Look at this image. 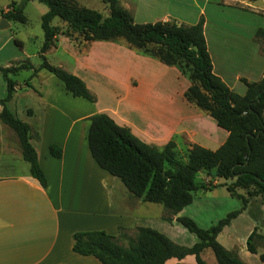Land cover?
Returning <instances> with one entry per match:
<instances>
[{"label": "crops", "instance_id": "1", "mask_svg": "<svg viewBox=\"0 0 264 264\" xmlns=\"http://www.w3.org/2000/svg\"><path fill=\"white\" fill-rule=\"evenodd\" d=\"M10 2L1 9H7ZM207 9L215 16L209 18ZM261 10L264 0H203L199 8L212 70L240 94L246 88L242 77L255 80L264 72L262 45L254 39L256 28L264 26ZM8 21L10 26L12 20ZM179 22H184L182 17ZM208 23L212 27L209 34ZM10 37L9 33H0V41L4 39L0 48ZM49 52H58L57 65L80 76L90 90L97 77L110 79L108 91L116 97V103L100 105L96 93L95 101L73 96L54 74L38 69L29 79L31 85L23 82L24 102L16 109L15 105L10 106L20 88L16 83L7 105L16 115L21 112L23 117L18 116L32 127L30 141L46 176V185H40L31 175L15 132L0 120V264H103L94 255L71 249L72 234L81 229L100 228L115 233L122 225L133 234L136 226L145 225L172 239L175 216L180 215L184 206L172 220H166L162 217V203L132 195L117 176L101 167L88 146V116L104 111L148 143L161 146L172 139L183 159L192 144L215 149L228 131L185 98L184 91L190 84L187 72L136 51L123 38L88 41L59 32L45 53ZM23 69L32 72V68ZM132 77L136 80L134 85ZM125 112H132L134 117ZM50 143L61 146L60 156L50 152ZM197 176L196 180L204 182L211 177L212 183L225 180L202 169ZM261 207L264 209V202ZM249 223L252 229L255 224ZM223 228L217 237L226 246L219 239ZM187 260L193 264L194 255L172 256L164 264H186Z\"/></svg>", "mask_w": 264, "mask_h": 264}, {"label": "trees", "instance_id": "2", "mask_svg": "<svg viewBox=\"0 0 264 264\" xmlns=\"http://www.w3.org/2000/svg\"><path fill=\"white\" fill-rule=\"evenodd\" d=\"M27 1H11L7 9H1V15L7 20L25 22ZM38 1L47 5L40 17L43 40L38 55L41 61L34 66L25 57L0 65L5 82V94L0 96V120L15 132L21 154L40 185H46V176L30 141L32 127L8 107L7 101L12 98L17 83L13 76L23 68H32L25 79L28 85H31L30 77L43 68L59 78L73 96L96 100V94L80 76L49 62L45 55L59 32L68 35L75 32L88 41L123 38L130 47L141 49L163 63L177 65L190 78L184 91L185 98L205 110L228 131L225 140L215 149L192 144L183 159L172 139L161 146L148 143L129 126L117 123L104 111H96L88 116L86 135L96 162L117 176L132 195L162 203V217L166 220H172L174 214L190 203L198 188L222 184L230 195L241 201L240 208L227 212L207 227L198 225L190 216H175L196 235V240L189 245L178 243L151 226L138 225L130 234L127 227L120 225L115 233L100 228L75 230L71 249L94 255L103 264H164L169 257L182 258L186 254L194 255L195 264H208L201 252L209 247L217 264H247L236 249L224 246L217 234L242 210L264 228V209L261 207L264 202V72L255 80L242 77L246 86L242 94L230 88L212 70L202 16L193 23L163 19L138 22L119 0H106L109 12L105 15L76 0ZM55 16L65 22V29L52 23ZM254 39L262 42L264 55V26L256 28ZM14 41L21 45L16 37ZM35 136H38L37 131ZM49 150L55 156L62 152L56 143H50ZM201 169L225 180L217 183L198 181L195 176ZM257 227L255 224L246 237L247 250L255 253V239L264 243V233H259ZM259 258L264 261V252L259 253Z\"/></svg>", "mask_w": 264, "mask_h": 264}, {"label": "rangeland", "instance_id": "3", "mask_svg": "<svg viewBox=\"0 0 264 264\" xmlns=\"http://www.w3.org/2000/svg\"><path fill=\"white\" fill-rule=\"evenodd\" d=\"M76 1L79 4L98 9L104 15L109 12L106 0ZM8 2H10V0H0V11L1 7L5 6ZM119 2L122 6L126 7L131 12L133 19L138 22H141L144 19L153 20L158 17L165 18L167 16L166 19L175 20L178 23L179 18L181 19L182 17V19L184 20L183 23H189L193 20H196L197 17H203V15L199 13V8L203 3V0H119ZM46 9L47 5L45 3L38 0H28L24 6V12L26 14L27 20L25 22L12 20V24L10 26L0 28V33L11 34L10 40L5 41V44H3V46L0 48V57H6L0 59V65L9 64L10 62L20 60L25 57H28L29 60L34 64V66L39 65L41 58L38 55V51L43 40V30L41 27L40 14ZM206 11L209 18L215 16L214 13H209L208 9ZM260 15H264V10H261ZM52 23L59 25L61 29H65L67 27L65 22L60 20L57 16L53 17ZM211 29L212 27L210 23H208L206 28L208 34L210 33ZM63 34L74 39H82V37L75 32H71V34L69 35L66 33ZM3 35L4 34H2V36ZM227 36V38L230 37L229 35ZM14 37L21 41V45H18L14 41ZM3 40L4 39H1L0 44H2ZM134 49L140 53L148 54L141 49ZM256 50L257 48L255 46V51ZM45 55L49 62L57 65L56 62L58 60V52H49L45 53ZM41 70L44 73H49L43 68H41ZM29 73L30 69H21L13 76L16 79L17 83L20 85V88L17 89L18 94L10 104L12 108L15 105L16 109H18L24 102V97L21 96L22 91L25 89V84L23 82L25 81V79H27ZM110 81L111 80L107 77H97L96 79H94L92 90L97 94L100 105L112 106L116 103V97H114L112 93L108 91V89H110ZM131 84H136V80L134 77L131 78ZM4 94L5 82L0 74V95L3 96ZM18 115L23 117V114L19 111ZM125 115L134 117V114L132 112H125ZM198 177L199 176H197L196 179L199 180ZM211 178H209L208 181L212 183ZM211 188L213 189L208 190V188H205L204 190H195L193 193L192 201L183 207L180 215L190 216L198 225L207 227L217 219L223 217L227 212L233 209L240 208V199L230 195V193L224 186L216 185L215 188ZM249 221L253 224L258 225L257 231L259 233H264V228L261 223H256V221L253 220L245 210H242L238 213L237 216L232 218L229 224L225 225V227L219 234V239L224 244H226L227 247L231 246L232 244H236L234 249L238 248V252L240 253L241 257L245 259L248 264H264V262L260 261V259L258 258L259 253L264 252V243L259 238L255 239L257 242V252L255 254H251L246 249V237L251 230ZM173 225L175 227L172 229L171 234L172 239L176 242L182 244H191L196 240V235L193 232H190L176 219L174 220ZM201 255L208 264H217L213 252L209 247L204 248L201 252ZM186 262V264H190L188 260ZM193 264H195L194 260Z\"/></svg>", "mask_w": 264, "mask_h": 264}, {"label": "water", "instance_id": "4", "mask_svg": "<svg viewBox=\"0 0 264 264\" xmlns=\"http://www.w3.org/2000/svg\"><path fill=\"white\" fill-rule=\"evenodd\" d=\"M9 25V21L4 17H0V28L7 27Z\"/></svg>", "mask_w": 264, "mask_h": 264}]
</instances>
